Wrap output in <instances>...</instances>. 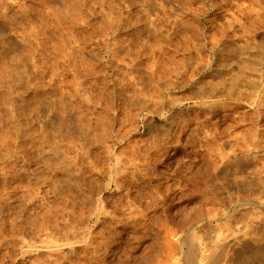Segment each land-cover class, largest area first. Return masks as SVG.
<instances>
[{
  "label": "rangeland",
  "instance_id": "obj_1",
  "mask_svg": "<svg viewBox=\"0 0 264 264\" xmlns=\"http://www.w3.org/2000/svg\"><path fill=\"white\" fill-rule=\"evenodd\" d=\"M239 1L0 0V264H264V0Z\"/></svg>",
  "mask_w": 264,
  "mask_h": 264
},
{
  "label": "bare ground",
  "instance_id": "obj_2",
  "mask_svg": "<svg viewBox=\"0 0 264 264\" xmlns=\"http://www.w3.org/2000/svg\"><path fill=\"white\" fill-rule=\"evenodd\" d=\"M195 1H196V0H195ZM221 1H222V0H221ZM238 1H239V0H238ZM240 1H241V0H240ZM240 1H239V2H240ZM257 1H258V0H257ZM181 2H182V1H181ZM248 2H249V1H248ZM185 3H186V2H185ZM213 3H214V2H213ZM226 3H228V2H226ZM236 3H237V2H236ZM241 3H242V2H241ZM243 3H244V2H243ZM258 3H259V2H258ZM179 4H180V3H179ZM188 4H189V3H188ZM201 4H202V3H201ZM201 4H200V5H201ZM216 4H217V3H216ZM183 5H184V4H183ZM190 5H191V4H190ZM200 5H198V6L200 7ZM219 5H220V4H219ZM221 5H223V4H221ZM229 5H230V4H229ZM233 5H234V4H233ZM241 5H243V4H241ZM241 5L239 6V9H240ZM245 5H246V4H245ZM261 5H263V4H261ZM185 6H186V5H185ZM194 6H195V5H194ZM196 6H197V5H196ZM204 6H205V5H204ZM204 6H203V7H204ZM225 6H226V4H225ZM246 6H247V5H246ZM250 6H251V5H250ZM182 7H183V6H182ZM190 7H191V6H190ZM235 7H236V6H235ZM185 8H186V7H185ZM231 8H232V7H231ZM237 8H238V7H237ZM241 8H243V6H242ZM263 8H264V6H263ZM194 9H195V8H193V10H194ZM196 9H197V8H196ZM200 9H201V8H200ZM204 9H205V8H204ZM228 9H229V8H228ZM244 9H245V8H244ZM248 9H249V8H248ZM248 9H247V10H248ZM251 9H252V8H251ZM251 9L248 10V11H250V12L247 11V12H248V15H249V13H251ZM254 9H255V8H254ZM233 10H234V9H233ZM237 10H238V9H237ZM252 10H253V9H252ZM191 11H192V10H191ZM228 11H229V10H228ZM231 11H232V10H231ZM240 11H241V10H240ZM242 11H244V10L242 9ZM253 11H254V10H253ZM253 11H252V12H253ZM262 11H264V10H262ZM72 12H73V11H72ZM194 12H195V11H194ZM247 12H246V13H247ZM255 12H256V11H255ZM197 13H198V12H197ZM224 13H225V12H224ZM237 13H238V12H237ZM164 14H165V13H164ZM232 14H233V13H232ZM256 14H257V13H256ZM256 14H255V15H256ZM180 15H181V13H180ZM223 15H224V14H223ZM253 15H254V14H253ZM255 15H254V16H255ZM212 16H213V15H212ZM231 16H232V15H231ZM246 16H247V15H246ZM250 16H251V14H250ZM259 16H260V15H259ZM191 17H192V16H191ZM195 17H196V16H195ZM236 17H237V16H236ZM240 18H241V17H240ZM240 18H239V19H240ZM248 18H249V17H248ZM181 19H182V18H181ZM229 19H230V18H229ZM231 19H232V18H231ZM256 19H257V18H256ZM207 20H208V19H207ZM234 20H235V19H234ZM248 20H249V19H248ZM251 20H252V19H251ZM251 20H250V21H251ZM262 20H263V19H262ZM185 21H186V20H185ZM188 21H189V20H188ZM196 21H197V19H196ZM208 21H209V20H208ZM223 21H224V20H223ZM223 21H222V22H223ZM236 21H237V20H236ZM242 21H243V20H242ZM253 21H254V20H253ZM256 21H257V20H256ZM263 21H264V20H263ZM180 22H182V21H180ZM191 22H192V21H191ZM211 22H212V21H211ZM211 22H210V23H211ZM218 22H220V21H218ZM227 22H228V21H227ZM243 22H244V21H243ZM257 22H258V21H257ZM134 23H135V22H134ZM175 23H176V22H175ZM187 23H188V22H187ZM220 23H221V22H220ZM220 23H219V24H220ZM224 23H225V22H224ZM239 23H240V22H239ZM241 23H242V22H241ZM245 23H246V22H245ZM251 23H252V21H251ZM254 23H256V22H254ZM230 24H231V23H230ZM258 24H259V23H258ZM183 25H184V24H182V26H183ZM231 25H232V24H231ZM252 25H255V24H252ZM187 26H188V25H187ZM191 26H192V25H191ZM225 26H226V25H225ZM234 26H235V25H234ZM237 26H238V25H237ZM239 26H240V25H239ZM244 26H245V25H244ZM244 26H243V27H244ZM247 26H248V25H247ZM175 27H176V26H175ZM201 27H202V26H201ZM249 27H250V26H249ZM257 27H258V26H257ZM215 28H216V27H215ZM220 28H221V27H220ZM228 28H229V27H228ZM252 29H253V28H252ZM254 29H255V28H254ZM216 30H217V29H216ZM216 30L214 29V31H216ZM222 30H223V29H222ZM224 30H225V29H224ZM226 30H227V28H226ZM246 30H247V29H246ZM212 31H213V29H212ZM236 31H238V30H236ZM242 31H243V30H242ZM244 31H245V30H244ZM244 31H243V32H244ZM220 32H221V31H220ZM195 33H196V32H195ZM208 33H209V32H208ZM193 34H194V33H193ZM222 34H223V33H222ZM248 34H249V33H248ZM257 34H258V33H257ZM257 34L253 35V38H254L255 36H257ZM262 34H263V33H262ZM188 36H189V35H188ZM198 36H199V35H198ZM220 36H222V35H220ZM261 36H262V35H261ZM212 37H213V36H212ZM214 37L216 38V35H215ZM218 37H219V36H218ZM222 37H223V36H222ZM222 37H221V38H222ZM257 37H258V36H257ZM194 38H195V37H194ZM200 38H202V37H200ZM206 38H207V37H206ZM219 38H220V37H219ZM204 39H205V38H204ZM242 39H243V38H242ZM210 40H211V39H210ZM243 40H244V39H243ZM260 40H263V39H260ZM224 41H225V40H224ZM234 41H235V40H234ZM239 41H240V40H239ZM247 41H248V42H251V41H249V40H247ZM247 41H246V42H247ZM188 42H189V41H188ZM191 42H193V41H191ZM199 42H200V41H199ZM199 42H198V43H199ZM253 42H254V41H253ZM256 42H257V41H256ZM259 42L261 43V41H259ZM180 43H181V42H180ZM254 43H255V42H254ZM254 43L252 44V45H253V49H252L251 47H250V48H247V49H244V52L246 53L245 56L247 55V58H248L247 66H248L249 69L251 68L252 70H255L257 67L259 68V66H257V65H260V64H261V62L263 61V57H264V51L261 49V46H260V47H257V48L255 49V48H254V46H255ZM257 43H258V42H257ZM195 44H196V43H195ZM199 44H200V43H199ZM237 44H238V43H237ZM243 44H244V45H243L244 47H245V45H248V44H245V43H243ZM261 44H262V43H261ZM186 45H187V44H186ZM216 45H217V44H216ZM230 45H231V44H230ZM233 45H234V44H233ZM238 45H239V44H238ZM240 46H241V45H240ZM240 46H239V47H240ZM256 46H257V44H256ZM262 46H263V44H262ZM190 47H191V45H190ZM193 47H194V45H193ZM202 47H203V46H202ZM202 47H201V48H202ZM235 47H236V46H235ZM244 47H243V48H244ZM246 47H247V46H246ZM241 48H242V47H241ZM241 48H240V49H241ZM183 49H184V48H183ZM218 49H219V48H218ZM221 49H222V48H221ZM231 49H232V48H231ZM168 50H169V49H168ZM189 50H190V49H189ZM189 50H188V51H189ZM237 50L239 51L238 48H237ZM237 50H236V52H238ZM184 51H186V49H185ZM192 51H193V50H192ZM217 51H218V50H217ZM220 51H221V50H220ZM220 51H219L218 53H220ZM233 51H234V49H233ZM233 51H232V53H233ZM262 51H263V52H262ZM198 52H199V51H198ZM214 52H215V51H214ZM244 52H242V53H241V52H238V54H239V55H240V54L242 55ZM187 53H188V52H187ZM193 53H194V52H193ZM195 53H196V52H195ZM205 53H206V52H205ZM208 53H209V52H208ZM196 54H197V53H196ZM215 54H216V52H215ZM198 55H199V54H198ZM202 55H203V54H202ZM210 55H211V54H210ZM232 55H233V54H232ZM236 55H237V54H236ZM189 56H190V55H189ZM207 56H208V55H207ZM187 57H188V56H187ZM190 57H191V56H190ZM197 57H198V56H197ZM199 57H200V56H199ZM202 57H203V56H202ZM245 58H246V57H245ZM195 59H196V58H195ZM201 59H202V58H201ZM203 59H204V58H203ZM203 59H202V60H203ZM240 59H241V58H240ZM220 60H221V58H220ZM243 60H244V59H243ZM179 61H180V60H179ZM187 61H188V60H187ZM187 61H186V62H187ZM200 61H201V60H200ZM221 61H222V60H221ZM181 62H182V61H181ZM196 62H197V60H196ZM204 62H205V61H204ZM218 62H219V60H218ZM231 62H232V61H231ZM243 62H244V61H243ZM243 62H242V63H243ZM245 62H246V61H245ZM263 62H264V61H263ZM242 63H241V64H242ZM219 64H220V62H219ZM241 64H240V65H241ZM263 64H264V63H263ZM179 65H180V64H179ZM243 65H244V64H243ZM243 65H242V66H243ZM188 66H189V65H188ZM223 66H224V65H223ZM227 66H228V65H227ZM197 67H198V66H197ZM197 67H196V68H197ZM220 67H221V66H220ZM188 68H189V67H188ZM198 68H199V67H198ZM248 68H247L246 70H249ZM186 69H187V68H186ZM236 69H237V68H236ZM239 69H240V67H239ZM242 69H243V68H242ZM252 70H251V71H252ZM244 71H245V70H244ZM244 71H242V72H244ZM257 71H260V70L257 69ZM257 71L255 70V72H257ZM237 72H238V70H237ZM242 72H241V70H240V73H242ZM247 72H248V71H247ZM217 73H218V72H217ZM227 73H228V70H227ZM227 73H226V74H227ZM234 73H235V72H234ZM250 73H252V72H250ZM257 73H258V72H257ZM243 74H244V73H243ZM247 74H248V73H247ZM247 74H246V75H247ZM207 75H208V74H207ZM232 75H233V74H232ZM238 75H239V74H238ZM240 75H241V74H240ZM258 75H259V74H258ZM263 75H264V72H263ZM263 75H262V76H263ZM170 76H171V75H170ZM210 76H211V75H210ZM218 76H219V75H218ZM233 76H234V75H233ZM236 76H237V75H236ZM250 76H251V75H250ZM229 77H230V76H229ZM220 78L222 79V77H220ZM223 78H224V77H223ZM225 78H227V77L225 76ZM231 78H232V77H231ZM234 78H235V76H234ZM236 78H237V77H236ZM254 78H256V77H254ZM188 79H189V78H188ZM237 79H238V78H237ZM171 80H172V79H171ZM186 80H187V79H186ZM210 80H211V79H210ZM238 80H239V79H238ZM204 81H205V80H204ZM208 81H209V80H208ZM211 81H212V80H211ZM216 81H217V80H216ZM219 81H220V80H219ZM219 81H218V82H219ZM223 81H224V80H223ZM172 82H173V81H172ZM240 82H241V80H240ZM242 82H243V80H242ZM207 83H208V82H207ZM209 83H210V82H209ZM226 83H228V82L226 81ZM213 84H214V83H213ZM217 84H218V83H217ZM234 84H235V85H240V84H239V81L236 82V81L233 80V83H232V82L230 83V85H231L230 88H231V87L233 88ZM243 84H244V83H243ZM173 85H174V84H173ZM194 85H195V84H194ZM204 85H205V84H204ZM206 85H207V84H206ZM209 85H210V84H209ZM246 85H248L249 88L252 89V91L256 92V88H257V86H256V81H255V80H252L250 77L246 76ZM201 86H202V85H201ZM211 86H212V85H211ZM214 86H217V85H214ZM244 86H245V85H244ZM244 86H243V87H244ZM261 86H262V85H261ZM196 87H197V86H196ZM209 87H210V86H209ZM209 87H208V88H209ZM222 87H223V85H222ZM193 88H194V87H193ZM215 88H216V87H215ZM217 88H218V87H217ZM226 88H227V87H226ZM232 88L229 89L230 92L233 91ZM235 88H236V87H235ZM245 88H246V87H245ZM260 88H261V87H260ZM218 89H219V88H218ZM205 90H206V89H205ZM211 90H212V89H211ZM211 90H207V93H206V94H208V95L210 94L209 97L212 96V95L215 96V93L218 92V90H217V92H214V90H213V92H212ZM223 90H224V89H223ZM225 90H226V89H225ZM246 90H247V88H246ZM193 91H194V90H193ZM197 91H198V89H197ZM210 91H211L212 93H211ZM215 91H216V90H215ZM229 91L226 90V93L229 92ZM236 91H237V90H236ZM247 91H248V90H247ZM250 91H251V90H250ZM201 92H202V91H201ZM209 92H210V93H209ZM21 93H22V92H21ZM202 93H203V92H202ZM234 93H235V92H234ZM236 93H238V91H237ZM239 93H240V92H239ZM249 93H251V92H249ZM8 94H9V93H8ZM194 94H195V93H194ZM194 94H193V95H194ZM204 94H205V92H204ZM240 94H241V93H240ZM240 94L238 95V98H239ZM157 95H158V94H157ZM191 95H192V94H191ZM197 95H198V94H197ZM199 95H200V94H199ZM235 95H236V94H235ZM243 95H244V94H243ZM24 96H25V95H24ZM195 96H196V95H195ZM201 96H202V94H201ZM216 96H219V95L216 94ZM6 97H7V95H6ZM156 97H157V96H156ZM192 97H193V96H192ZM202 97H203V96H202ZM207 97H208V96H207ZM144 98H146V97L144 96ZM162 98H163V97H162ZM216 98H217V97H216ZM223 98H224V97H223ZM147 99H148V98H147ZM157 99H159V98H157ZM157 99H156V100H157ZM204 99H205V98H204ZM209 99H210V98H209ZM26 100H27V99H26ZM194 100H195V99H194ZM147 101H148V100H147ZM200 101H201V100H200ZM250 101H251V100H250ZM259 101H260V100H259ZM27 102H29V101L27 100ZM156 102H157V101H156ZM177 102H178V101H177ZM260 102H261V101H260ZM214 103H216V102H214ZM214 103L211 104V105H214ZM226 103H227V102H226ZM30 104H31V103H30ZM172 104H174V103H172ZM175 104H176V103H175ZM31 105H32V104H31ZM206 105H207V104H206ZM227 105H228V104H227ZM142 106H143V105H142ZM41 107H42V106H41ZM170 107H171V106H170ZM213 107H214V106H213ZM232 107H233V106H232ZM42 108H43V107H42ZM206 108H207V107H206ZM215 108H216V107H215ZM22 109H24V108H22ZM191 109H192V108H191ZM204 109H205V108H204ZM218 109H219V108H218ZM25 110H27V109H25ZM211 110H212V109H211ZM216 110H217V109H216ZM237 110H238V109H237ZM239 110H240V109H239ZM214 111H215V110H214ZM217 111H218V110H217ZM221 111H222V110H221ZM225 111H226V110H225ZM24 112H25V111H24ZM158 112H159V110H158ZM205 112H206V111H205ZM241 112H242V111H241ZM209 113H210V112H209ZM186 114H187V113H186ZM204 114H205V113H204ZM227 114H228V113H227ZM240 114H241V113H240ZM188 115H189V114H188ZM199 115H200V114H199ZM219 115H220V114H219ZM207 116H208V115H207ZM240 116H241V115H240ZM240 116H239V117H240ZM242 116H243V115H242ZM185 117H186V116H185ZM228 117H229V116H228ZM64 119H65V118H64ZM224 119H225V118H224ZM238 119H239V118H238ZM230 120H231V119H230ZM188 121H189V120H188ZM62 123H63V122H62ZM66 123H67V121H66ZM228 123H229V122H228ZM234 123H235V122H234ZM67 124H68V123H67ZM70 124H71V123H70ZM72 124H73V123H72ZM189 124H190V123H189ZM230 124H231V123H230ZM230 124H229V125H230ZM18 125H19V124H18ZM170 125H171V124H170ZM229 125H228V126H229ZM20 126H21V125H20ZM60 126H61V125H60ZM66 126H67V125H66ZM195 126H196V125H195ZM205 126H206V125H205ZM231 126H232V125H231ZM22 127H23V126H22ZM163 127H164V126H163ZM166 127H167V126H166ZM185 127L187 128L188 126H185ZM201 127H202V126H201ZM207 127H208V126H207ZM258 127H259V126H258ZM67 128H68V127H67ZM209 128H210V127H209ZM209 128H208V129H209ZM211 128H212V127H211ZM219 128H220V127H219ZM229 128H231V127H229ZM18 129H19V128H18ZM61 129H62V128H61ZM71 129H72V128H71ZM78 129H79V128H78ZM254 129H255V128H254ZM80 130H81V128L79 129V131H80ZM199 130H200V129H199ZM204 130H205V129H204ZM212 130H213V129H212ZM255 130H256V129H255ZM224 131H225V129H224ZM19 132H20V131H19ZM66 132H67V131H66ZM66 132H64V133H66ZM207 132H208V131H207ZM211 132H213V131H211ZM211 132H210V133H211ZM245 132H246V131H245ZM73 133H74V132H73ZM75 133H76V132H75ZM203 133L205 134V132H203ZM214 133H215V131H214ZM222 133H223V132H222ZM66 134H67V133H66ZM196 134H198V133H196ZM21 135H22V134H21ZM24 135H25V134H24ZM179 135H180V134H179ZM221 135H222V134H221ZM226 135H227V134H226ZM228 135H229V134H228ZM231 135H232V134H231ZM241 135H242V134H241ZM245 135H246V133L244 134V136H245ZM258 135H259V134H258ZM261 135H262V134H261ZM19 136H20V135H19ZM61 136H63V135H61ZM207 136H208V135H207ZM216 136H217V135H216ZM234 136H235V135H234ZM238 136H239V135H238ZM24 137H25V136H24ZM69 137H70V136H69ZM74 137H75V136H74ZM225 137H226V136H225ZM241 137H242V136H241ZM245 137H246V136H245ZM245 137H244V138H245ZM21 138H22V137H21ZM197 138H198V137H197ZM199 138H200V137H199ZM23 139H24V138H23ZM248 139H249V138H248ZM256 139H257V138H256ZM1 140H2V139H1ZM77 140H78V138H77ZM208 140H209V138H208ZM230 140H231V139H230ZM249 140H250V139H249ZM46 141H47V140H46ZM198 141H199V140H198ZM246 141H247V140H246ZM81 142H82V141H81ZM191 142H192V141H191ZM194 142H195V141H194ZM199 142H200V141H199ZM220 142H221V141H220ZM234 142H235V141H234ZM257 142H258V141H257ZM84 143H85V142H84ZM200 143H201V142H200ZM209 143H210V142H209ZM226 143H227V142H226ZM193 144H194V143H193ZM219 144H220V143H219ZM230 144H231V143H230ZM238 144H239V143H238ZM81 145H82V144H81ZM196 145H197V144H196ZM196 145H195V146H196ZM207 145H208V144H207ZM212 145H213V144H212ZM212 145H211V146H212ZM228 145H229V144H228ZM231 145H232V144H231ZM234 145H235V144H234ZM251 145H252V144H251ZM198 146H199V145H198ZM201 146H202V145H201ZM209 146H210V145H209ZM215 146H216V145H215ZM229 146H230V145H229ZM235 146H236V145H235ZM246 146H247V145H246ZM260 146H261V145H260ZM50 147H51V146H50ZM53 147H54V146H53ZM56 147H57V146H56ZM212 147H213V146H212ZM252 147H253V146H252ZM198 148H199V147H198ZM208 148H209V147H208ZM215 148H216V147H215ZM215 148H214V149H215ZM219 148H220V147H219ZM233 148H235V147H233ZM243 148H244V147H243ZM84 149H85V148H84ZM196 149H197V148H196ZM217 149H218V148H217ZM197 150H198V149H197ZM218 150H219V149H218ZM218 150H217V151H218ZM58 151H59V150H58ZM199 151H200V150H199ZM246 151H247V150H246ZM249 151H250V150H249ZM54 152H55V151H54ZM227 152H229V151H227ZM251 152H252V151H251ZM247 153H248V152H247ZM245 154H246V153H245ZM255 154H256V153H255ZM229 155H230V154H229ZM239 155H242V154H239ZM224 156H225V155H224ZM230 157H231V156H230ZM236 157H237V156H236ZM239 157H240V156H239ZM254 157H255V156H254ZM45 158H46V157H45ZM222 158H223V157H222ZM225 158H226V157H225ZM251 158H253V157H251ZM255 158H256V157H255ZM232 159H233V158H232ZM44 160H45V159H44ZM54 160H55V159H54ZM224 160H225V159H224ZM250 160H251V159H250ZM250 160H249V161H250ZM253 160H254V158H253ZM253 160H252V164H253ZM57 161H58V160H57ZM220 161H221V160H220ZM225 161H226V160H225ZM227 161H228V160H227ZM232 161H234V160H232ZM236 161H238V160H236ZM241 161H242V159H241ZM247 161H248V160H247ZM254 161H256V160H254ZM45 162H46V161H45ZM55 162H56V161H55ZM238 162H239V161H238ZM243 162H244V161H243ZM256 162H257V161H256ZM52 163H53V162H52ZM132 163H133V162H132ZM233 163H234V162H233ZM239 163H240V162H239ZM249 163H251V161H250ZM254 163H255V162H254ZM216 164H217V163H216ZM216 164H214V165H216ZM240 164H241V163H240ZM48 165H49V163H48ZM231 165H232V164H231ZM257 165H258V164H257ZM57 166H58V165H57ZM226 166H228V165H226ZM232 166H233V165H232ZM238 166H239V165H238ZM252 166H253V165H252ZM252 166H251V169L253 168ZM216 167H217V166H216ZM245 168H246V167H245ZM253 170H254V168H253ZM63 171H64V170H63ZM66 171H67V170H66ZM221 171H222V170H221ZM251 171H252V170H251ZM70 172H71V171H70ZM139 172H140V171H139ZM226 172H227V170H226ZM230 172H231V170H230ZM232 172H233V171H232ZM254 172H255V171H254ZM131 173H132V172H131ZM219 173H220V172H219ZM248 173H249V172H248ZM248 173H247V174H248ZM255 173H256V172H255ZM257 173H258V172H257ZM257 173H256V174H257ZM66 174H67V173H66ZM132 174H133V173H132ZM239 174H240V173H239ZM239 174H238V175H239ZM241 174H242V173H241ZM247 174H246V175H247ZM56 175H57V174H56ZM69 175H70V174H69ZM72 175H73V174H72ZM219 175H220V174H219ZM225 175H226V174H225ZM249 175H250V174H249ZM141 176H142V175H141ZM230 176H231V175H230ZM68 177H69V176H68ZM139 177H140V176H139ZM222 177H223V176H222ZM234 177H235V176H234ZM242 177H243V175H242ZM252 177H253V176H252ZM263 177H264V176H263ZM63 178H64V177H63ZM257 178H258V175H257ZM257 178L254 179V180L257 181ZM67 179H68V178H67ZM73 179H74V177H73ZM73 179H72L71 182H73ZM75 179H76V178H75ZM231 179H232V178H231ZM233 179H234V178H233ZM244 179H245V178H244ZM51 180H52V179H51ZM62 180H63V179H62ZM76 180H77V179H76ZM76 180H75V181H76ZM55 181H56V180H55ZM57 181H58V180H57ZM59 181H60V180H59ZM69 181H70V180H69ZM69 181H68V182H69ZM244 181H245V180H244ZM244 181H243V182H244ZM136 183H137V182H136ZM56 184H57V183H56ZM68 184H69V183H68ZM137 184H138V183H137ZM252 184H254V183H252ZM141 185H143V184H141ZM256 185H257V184H256ZM131 186H132V185H131ZM137 186H138V185H137ZM146 187H147V186H146ZM236 187H237V186H236ZM55 188H56V187H55ZM60 188H61V187H60ZM78 188H80V187H78ZM58 189H59V188H58ZM61 189H62V188H61ZM65 189H66V188H65ZM65 189H64V191H65ZM256 189H257V188H256ZM66 190H67V189H66ZM238 190H239V189H238ZM254 190H255V189H254ZM260 190H261V189H260ZM260 190H259V191H260ZM64 191H63V192H64ZM94 191H96V190H94ZM94 191H93V192H94ZM242 191H243V189H242ZM242 191H239V192H242ZM84 192H85V191H84ZM128 192H129V191H128ZM246 192H247V191H246ZM249 192H250V191H249ZM144 193H145V192H144ZM155 193H156V192H155ZM256 193H257V192H256ZM258 193H259V192H258ZM60 194H61V193H60ZM64 194H65V193H64ZM77 194H78V193H77ZM137 194H138V193H137ZM242 194H244V193L242 192ZM246 194H247V193H246ZM246 194H245V195H246ZM248 194H249V193H248ZM252 194H253V193H252ZM62 195H63V194H62ZM74 195H75V194H74ZM132 195H133V194H132ZM146 195H147V194H146ZM151 195H152V194H151ZM253 195H255V194H253ZM259 195H260V194H259ZM65 196H66V195H65ZM85 196H86V195H85ZM134 196H135V195H134ZM141 196H142V195H141ZM155 196H156V195H155ZM240 196H241V195H240ZM63 197H64V196H63ZM79 197H80V196H79ZM135 197H138V196H135ZM229 197H230V196H229ZM70 198H71V197H70ZM72 198H73V197H72ZM72 198H71V199H72ZM74 198H75V197H74ZM260 198H261V197H260ZM139 199H140V198H139ZM152 199H153V198H152ZM158 199H159V198H158ZM236 199H237V198H236ZM244 199L247 200L246 198H244ZM254 199H255V198H254ZM67 200H68V199H67ZM69 200H70V199H69ZM72 200H73V199H72ZM74 200H75V199H74ZM131 200H132V199H131ZM141 200H142V199H141ZM153 200H154V199H153ZM245 200H244V201H245ZM258 200H259V199H258ZM70 201H71V200H70ZM253 201H254V200H253ZM65 202H66V200H65ZM72 202H73V201H72ZM241 202H242V201H241ZM256 202H257V201H256ZM261 202H262V201H261ZM84 203H85V202H84ZM84 203H83V204H84ZM92 203H93V202H92ZM132 203H134V202H132ZM235 203H236V202H235ZM75 204H76V203H75ZM81 204H82V203H81ZM85 204H86V203H85ZM125 204H128V203H125ZM137 204H138V203H137ZM63 205H64V203H63ZM77 205H78V204H77ZM163 205H164V204H163ZM72 206H73V205H72ZM81 206H82V205H81ZM85 206H86V205H85ZM125 206H127V205H125ZM136 206H137V205H136ZM221 206H222V205H221ZM225 206H226V205H225ZM242 206H243V205H242ZM89 207H90V206H89ZM127 207H129V205H128ZM238 207H239V206H238ZM85 208H86V207H85ZM91 208H92V207H91ZM223 208H224V206H223ZM225 208H226V207H225ZM240 208H241V207H240ZM246 208H247V207H246ZM59 209H60V208H59ZM62 209H63V208H62ZM70 209H71V208H70ZM75 209H77V208H75ZM89 209H90V208H89ZM212 209H213V207H212ZM214 209H215V208H214ZM217 209H218V208H217ZM237 209H238V208H237ZM263 209H264V208H263ZM72 210H73V209H72ZM126 210H128V209H126ZM131 210H132V209H131ZM136 210H137V209H136ZM224 210H225V209H224ZM226 210H227V209H226ZM77 211H78V210H77ZM85 211H87V210H85ZM137 211H138V210H137ZM144 211H145V209H144ZM144 211H143V212H144ZM236 211H238V210H236ZM60 212H61V211H60ZM62 212H64V211H62ZM71 212H72V211H71ZM141 212H142V211H141ZM202 212H203V210H202ZM211 212H212V211H211ZM222 212H223V211H222ZM69 213H70V212H69ZM73 213H74V212H73ZM79 213H80V212H79ZM79 213H78V214H79ZM87 213H88V212H87ZM126 213H127V212H126ZM138 213H139V212H138ZM144 213H145V212H144ZM204 213H206V212H204ZM78 214H77V217H78ZM211 214H212V213H211ZM220 214H221V213H220ZM244 214H245V213H244ZM260 214H261V213H260ZM131 215H132V214H131ZM238 215H239V214H238ZM215 216H216V215H215ZM229 216H230V215H229ZM231 216H232V215H231ZM45 217H46V216H45ZM49 217H50V216H49ZM208 217H209V216H208ZM51 218H52V217H51ZM58 218H59V217H58ZM250 218H251V217H250ZM1 219H2V218H1ZM127 219H128V218H127ZM127 219H126V220H127ZM238 219H239V218H238ZM253 219H254V218H253ZM261 219H262V218H261ZM52 220H53V219H52ZM80 220H81V219H80ZM114 220H115V219H114ZM116 220H117V219H116ZM222 220H223V219H222ZM262 220H263V219H262ZM26 221H27V220H26ZM72 221H73V220H72ZM130 221H131V220H130ZM136 221H137V220H136ZM235 221H236V220H235ZM253 221H254V220H253ZM219 222H220V221H219ZM225 222H226V221H225ZM49 223H50V222H49ZM49 223H48V224H49ZM52 223H53V222H52ZM63 223H64V222H63ZM129 223H130V222H129ZM251 223H253V222H251ZM259 223H260V222H259ZM262 223H263V222H262ZM1 224H2V223H1ZM48 224H46V225H48ZM57 224H58V223H57ZM127 224H128V223H127ZM164 224H165V223H164ZM225 224H226V223H225ZM242 224H243V223H242ZM254 224H255V223H254ZM254 224H253V225H254ZM263 224H264V223H263ZM263 224H262V225H263ZM15 225H16V224H15ZM52 225H53V224H52ZM104 225H105V224H104ZM134 225H135V224H134ZM165 225H166V224H165ZM217 225H220V224H217ZM221 225H222V224H221ZM239 225H240V224H239ZM251 225H252V224H251ZM60 226H61V225H60ZM64 226H65V225H64ZM222 226H223V225H222ZM226 226H227V225H226ZM226 226H224V227H226ZM229 226H230V225H229ZM229 226H228V227H229ZM233 226L236 227L235 223H234ZM248 226H249V225H248ZM37 227H38V226H37ZM41 227H42V226H41ZM50 227H51V226H50ZM167 227H168V226H167ZM216 227H217V226H216ZM216 227H215V228H216ZM250 227H251V226H250ZM47 228H48V227H47ZM207 228H208V227H207ZM236 228H237V227H236ZM257 228H258V227H257ZM262 228H263V227H262ZM35 229H36V228H35ZM48 229H49V228H48ZM61 229H62V228H61ZM66 229H67V228H66ZM66 229H65V230H66ZM76 229H77V228H76ZM162 229H163V228H162ZM167 229H168V228H167ZM171 229H173V228H171ZM174 229H175V228H174ZM209 229H210V228H209ZM242 229H243V228H242ZM249 229H250V228H249ZM51 230H53V229L51 228ZM51 230H50V231H51ZM67 230H68V229H67ZM77 230H78V229H77ZM163 230H164V229H163ZM211 230H212V229H211ZM213 230H214V229H213ZM238 230H239V229H238ZM72 231H73V230H72ZM170 231H171V230H170ZM252 231H253V230H252ZM41 232H42V231H41ZM52 232H53V231H52ZM52 232H51V233H52ZM75 232H76V231H75ZM162 232H163V231H162ZM208 232H209V231H208ZM245 232H246V231H245ZM245 232H244V233H245ZM260 232H261V231H260ZM72 233H73V232H72ZM114 233H115V232H114ZM174 233H175V232H174ZM214 233H215V232H214ZM223 233H224V231H223ZM234 233H235V231H234ZM258 233H259V232H258ZM258 233H257V234H258ZM34 234H35V233H34ZM64 234H65V233H64ZM76 234H77V233H76ZM168 234H169V232H168ZM203 234H204V233H203ZM208 234H209V233H208ZM210 234H211V233H210ZM249 234H250V233H249ZM263 234H264V233H263ZM72 235H73V234H72ZM78 235H79V234H78ZM88 235H89V234H88ZM170 235H171V234H170ZM195 235H196V234H195ZM214 235H215V234H214ZM229 235H230V234H229ZM235 235H237V234H235ZM239 235H240V234H239ZM246 235H248V234H246ZM253 235H254V234H253ZM63 236H64V235H63ZM69 236H70V235H69ZM73 236H75V235H73ZM212 236H213V234H212ZM221 236H222V235H221ZM42 237H44V236H42ZM42 237H41V238H42ZM55 237H56V236H55ZM70 237H71V236H70ZM75 237H76V236H75ZM164 237H165V236H164ZM184 237H185V236H184ZM197 237H198V235H197ZM208 237H209V235H208ZM41 238H40V239H41ZM49 238H50V237H49ZM63 238H64V237H63ZM73 238H74V237H73ZM185 238H186V237H185ZM190 238H192V236H191ZM190 238H189V239H190ZM193 238L195 239V237H193ZM213 238H214V237H213ZM215 238H216V237H215ZM215 238H214V239H215ZM242 238H243V237H242ZM262 238H264V237L262 236ZM40 239H39V240H40ZM64 239H65V238H64ZM163 239H164V238H163ZM208 239H209V238H208ZM211 239H212V238H211ZM224 239H225V238H224ZM230 239H231V238H230ZM243 239H244V238H243ZM243 239H242V240H243ZM250 239H251V238H250ZM75 240H76V239H75ZM154 240H155V239H154ZM187 240H188V238H187ZM41 241H42V240H41ZM43 241H44V240H43ZM63 241H64V240H63ZM107 241H108V240H107ZM164 241H165V239H164ZM198 241H199V240H198ZM201 241H202V240H201ZM220 241H221V240H220ZM110 242H111V241H110ZM116 242H117V241H116ZM185 242H186V241H185ZM190 242H191V241H190ZM190 242H189V243H190ZM218 242H219V241H218ZM240 242H241V241H240ZM255 242H256V241H255ZM259 242H260V241H259ZM95 243H96V242H95ZM97 243H98V242H97ZM106 243H107V242H106ZM113 243H114V242H113ZM117 243H118V242H117ZM170 243H171V242H170ZM182 243H184V242H182ZM186 243H187V242H186ZM241 243H242V242H241ZM57 244H58V243H57ZM65 244H66V242H65ZM154 244H155V243H154ZM196 244H197V243H196ZM196 244H195L194 242H191V243H190V253H189V260H188V261H190V262H193V261H194L195 254L197 253V251H196V246H195ZM223 244H224V243H223ZM227 244H228V242H227ZM235 244H236V243H235ZM256 244H257V243H256ZM101 245H102V244H101ZM113 245H114V244H113ZM182 245H183V244H182ZM201 245H202V244H201ZM206 245H207V244H206ZM206 245H205V246H206ZM212 245H213V243H212ZM221 245H222V244H221ZM228 245H230V243H229ZM231 245H232V244H231ZM250 245H251V244H250ZM90 246H91V244H90ZM97 246H98V245H97ZM155 246H156V245H155ZM173 246H174V244L172 243V246H170V247H173ZM208 246H209V248H210L211 245H208ZM208 246H207V247H208ZM225 246H226V245H225ZM232 246H233V245H232ZM244 246H246V245L244 244ZM247 246H249V244H248ZM256 246H257V245H256ZM103 247H104V246H103ZM170 247H169V249H170ZM211 247H212V246H211ZM222 247H223V246H222ZM222 247H221V248H222ZM250 247H252V246H250ZM219 248H220V247H219ZM247 248H248V247H247ZM254 248H255V247H254ZM60 249H61V248H60ZM174 249H175V248H174ZM174 249H173V250H174ZM177 249H178V248H177ZM228 249H229V248H228ZM252 249H253V248H252ZM92 250H93V249H92ZM104 250H105V249H104ZM173 250H172V251H173ZM260 250H261V249H260ZM100 251H101V250H100ZM112 251H113V250H112ZM123 251H124V250H123ZM166 251H167V248H166ZM168 251H169V250H168ZM206 251H208V250H206ZM242 251H243V250H242ZM255 251H256V250H255ZM83 252H84V251H83ZM87 252H88V251H87ZM180 252H181V249H180ZM180 252H179V253H180ZM222 252H223V251H222ZM253 252H254V251H253ZM111 253H112V252H111ZM121 253H122V252H121ZM166 253H167V252H166ZM176 253H177V252H176ZM210 253H211V252H210ZM254 253H255V252H254ZM114 254H116V253H114ZM174 254H175V253H174ZM186 254H187V253H186ZM197 254H199V253H197ZM197 254H196V255H197ZM213 254H214V253H213ZM224 254H225V253H224ZM255 254H256V253H255ZM91 255H92V254H91ZM93 255H94V254H93ZM120 255H121V254H120ZM120 255H119V256H120ZM175 255H176V254H175ZM175 255H174V256H175ZM218 255H219V254H218ZM234 255H235V254H234ZM166 256H167V255H166ZM172 256H173V255H172ZM215 256H216V255H215ZM238 256H239V255H238ZM250 256H251V255H250ZM87 257H88V256H87ZM182 257H183V256H182ZM198 257H199V255H198ZM202 257H203V256H202ZM218 257H219V256H216L215 258L213 257L214 260L212 261V264H219V261H220V260L224 262V260H223L222 258L219 259ZM221 257H223V254H222ZM259 257H260V256H259ZM168 258H169V257H168ZM217 258H218V259H217ZM223 258H224V257H223ZM248 258L250 259L249 256H248ZM171 259H172L173 261H176V260L173 259V258H171ZM202 259H203V258H202ZM206 259H207V258H206ZM216 259H217V260H216ZM119 260H120V259H119ZM166 260H167V259H166ZM172 260H171V261H172ZM183 260H184V259H183ZM254 260H255V259H254ZM58 261H59V260H58ZM63 261H64V260H63ZM167 261H168V260H167ZM167 261H166V262H167ZM207 261H208V260H207ZM221 261H220V264H223ZM65 262H66V261H65ZM65 262H64V264L67 263V262H66V263H65ZM113 262H114V261H113ZM200 262H201V261H200ZM208 262H209V261H208ZM250 262H251V261H250ZM255 262H256V260H255ZM55 263H56V262H55ZM60 263H61V262H60ZM62 263H63V262H62ZM193 263H194V262H193ZM203 263H204V262H203ZM226 263H227V262H226ZM230 263H231V262H230ZM239 263H240V262H239ZM167 264H168V263H167ZM210 264H211V261H210ZM224 264H225V263H224ZM261 264H262V263H261Z\"/></svg>",
  "mask_w": 264,
  "mask_h": 264
}]
</instances>
